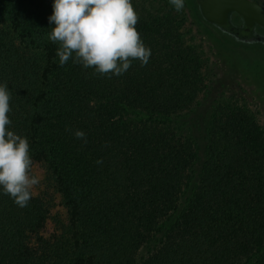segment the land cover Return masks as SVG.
<instances>
[{"label": "trees", "instance_id": "trees-1", "mask_svg": "<svg viewBox=\"0 0 264 264\" xmlns=\"http://www.w3.org/2000/svg\"><path fill=\"white\" fill-rule=\"evenodd\" d=\"M131 2L151 55L109 78L60 66L53 0H0L8 130L27 138L68 216L44 238V199L21 208L0 188V264H264L263 128L225 103L203 131L180 130L211 89L204 42L169 0Z\"/></svg>", "mask_w": 264, "mask_h": 264}, {"label": "clouds", "instance_id": "clouds-1", "mask_svg": "<svg viewBox=\"0 0 264 264\" xmlns=\"http://www.w3.org/2000/svg\"><path fill=\"white\" fill-rule=\"evenodd\" d=\"M169 3L177 12L184 8V0ZM48 20L55 25L48 37L59 44L60 66L73 59V63L110 78L123 75L134 60L141 67L149 61L151 50L144 45L136 28L139 16L131 0H53ZM9 101L7 86L0 85V188L23 208L40 180L32 173L27 138L8 130ZM74 135L87 142L84 132L77 130Z\"/></svg>", "mask_w": 264, "mask_h": 264}, {"label": "rangeland", "instance_id": "rangeland-1", "mask_svg": "<svg viewBox=\"0 0 264 264\" xmlns=\"http://www.w3.org/2000/svg\"><path fill=\"white\" fill-rule=\"evenodd\" d=\"M182 12L186 26H191L192 31L201 35L213 80L206 100L176 120L180 130L189 135L194 131H203L213 104L215 108L225 103L252 114L264 130V31H256L260 41H239L204 22L195 0H184ZM32 173L40 180L32 189V196L44 199L47 207V219L40 236L48 238L65 228L68 216L45 167L34 163Z\"/></svg>", "mask_w": 264, "mask_h": 264}, {"label": "water", "instance_id": "water-1", "mask_svg": "<svg viewBox=\"0 0 264 264\" xmlns=\"http://www.w3.org/2000/svg\"><path fill=\"white\" fill-rule=\"evenodd\" d=\"M201 18L208 24L226 26L228 17L236 14L243 28L253 25L264 28V6L251 0H195Z\"/></svg>", "mask_w": 264, "mask_h": 264}, {"label": "flooded vegetation", "instance_id": "flooded-vegetation-1", "mask_svg": "<svg viewBox=\"0 0 264 264\" xmlns=\"http://www.w3.org/2000/svg\"><path fill=\"white\" fill-rule=\"evenodd\" d=\"M251 1H255L259 5L264 6V0H251ZM213 26L235 37L239 41H260L261 37L256 31L259 30L264 31V28L259 27L257 25H253L249 28H243L240 18L234 13H231L228 17V26H227L228 29H225L226 26H216V25Z\"/></svg>", "mask_w": 264, "mask_h": 264}]
</instances>
